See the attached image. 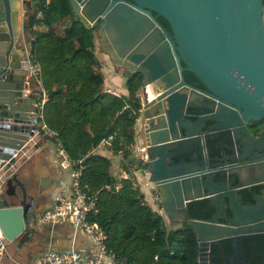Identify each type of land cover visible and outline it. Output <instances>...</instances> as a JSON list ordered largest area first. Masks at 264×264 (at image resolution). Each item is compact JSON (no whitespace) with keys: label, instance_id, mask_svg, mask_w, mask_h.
<instances>
[{"label":"water","instance_id":"1","mask_svg":"<svg viewBox=\"0 0 264 264\" xmlns=\"http://www.w3.org/2000/svg\"><path fill=\"white\" fill-rule=\"evenodd\" d=\"M38 1L0 0V170L37 129L22 43L24 19ZM68 3L95 28L114 71L141 73L142 145L130 160L158 193L166 220L193 228L197 264H238L257 241L251 264H264V162L223 161L232 143L242 158L264 146V0ZM17 171L0 185V233L14 251L34 234L24 225L33 194ZM45 178L37 176L36 190L50 183L41 185ZM196 201L206 215L188 214Z\"/></svg>","mask_w":264,"mask_h":264},{"label":"trees","instance_id":"2","mask_svg":"<svg viewBox=\"0 0 264 264\" xmlns=\"http://www.w3.org/2000/svg\"><path fill=\"white\" fill-rule=\"evenodd\" d=\"M23 30L46 92L44 128L38 133L51 131L46 138L57 137L69 159L79 162V188L95 194L87 219L103 229L105 246L119 254V264H197L193 228L165 220L144 200L133 175L114 177L108 172L110 158L92 149L113 132L111 151L133 164L130 146L141 73L122 75L125 93L103 90L101 62L93 53L95 28L71 13L68 0H39L26 15Z\"/></svg>","mask_w":264,"mask_h":264},{"label":"built area","instance_id":"3","mask_svg":"<svg viewBox=\"0 0 264 264\" xmlns=\"http://www.w3.org/2000/svg\"><path fill=\"white\" fill-rule=\"evenodd\" d=\"M25 42L23 41L22 43L23 61H25L27 67V79L31 85V93L35 98L33 102L35 117L31 119V122L37 125L36 132H38V128H44V124L41 122V110L46 100V92L40 81L38 63L30 52L29 47H26ZM120 69L126 72L125 68L120 67ZM138 97L140 102L138 111L140 112L141 95L139 94ZM44 132L49 136L52 134L48 130ZM112 137L113 132L106 133L95 146L100 149L111 150ZM24 146L22 145L11 152L10 160L6 161L7 166L3 171L14 167L15 162H20V160H24L28 156L25 153ZM53 149L60 159L59 166L62 168L69 167L70 169L69 187L58 190L54 195L52 203L47 207H36L37 203L33 197H28L26 199L28 205L24 212V225L29 229H34L45 224L49 226L54 224H69L74 230L82 232L86 237L88 241V253L82 254L80 250L73 247L58 250L53 246H46L44 249L39 250L32 260L26 261L23 264H119L117 258L119 254L108 249L104 244L105 234L103 229L95 221L87 219L88 212L93 207L95 194L93 192L86 193L79 188V162L69 159L57 137L53 138ZM130 150V154L133 155L138 152L139 148L137 145H133L130 147ZM129 172L130 170H128L125 176ZM2 180L3 173L1 172L0 185ZM3 246L4 239L0 233V255Z\"/></svg>","mask_w":264,"mask_h":264},{"label":"crops","instance_id":"4","mask_svg":"<svg viewBox=\"0 0 264 264\" xmlns=\"http://www.w3.org/2000/svg\"><path fill=\"white\" fill-rule=\"evenodd\" d=\"M96 40H98L97 35H95L94 38L95 48L93 53L95 57L101 62L99 67V70L102 74L100 87L103 90H109L113 93H125L126 91L122 85V74L120 73V68L114 71L108 61V56L100 50ZM30 86L31 85L29 83V89ZM140 125L141 123L136 117L135 123L133 125V145H137L138 148H140L142 145L140 135L137 133V128L139 129L141 127ZM46 135L47 134L45 132L43 134L34 132L23 147L26 150L25 153L28 156L24 160H20V162H15L14 167L3 173V176H6L13 170L17 169V177L23 182L27 192L31 195L33 194L32 196L35 201V196L39 198L36 204V207L38 206L39 208L49 206L52 203L56 192L62 188H68L70 181L69 167L62 168L59 166L60 159L53 149V141H49L46 138ZM92 149L95 152L110 158L111 162L108 165V172L114 177H124L128 170H130L129 174L132 173V175L135 177L139 191L142 193L144 200L151 206L152 209L158 211L166 220L163 211L159 209L160 206L156 207L158 206L156 201L158 198V193L154 191L151 183L148 180L142 178L139 174V171L134 169V162L133 164H127L128 162L122 160L119 154H115L109 149H100L97 146H94ZM131 155L132 154H130V156ZM3 169L4 166L2 170H0V173L3 171ZM39 175L47 176L45 180L40 182L41 185H47L49 180L50 183L45 188L36 190L38 183L37 176ZM16 192L19 193L18 188H16ZM15 202V199H11V203ZM36 231L37 233L44 236L42 239V249H44L46 246H53L57 249L73 247L80 250L82 254L88 253V241L86 237L82 232L74 230L69 224H54L52 226L45 224ZM13 244L4 240V246L0 255V264H23L26 261L32 260L37 253L34 252L28 256L26 254V245H22L16 251H14Z\"/></svg>","mask_w":264,"mask_h":264},{"label":"flooded vegetation","instance_id":"5","mask_svg":"<svg viewBox=\"0 0 264 264\" xmlns=\"http://www.w3.org/2000/svg\"><path fill=\"white\" fill-rule=\"evenodd\" d=\"M189 114H190V116L192 115L191 113H189ZM247 129L251 134H255V133L259 132V129L255 132L254 129L251 127V125H248V124H247ZM222 145L227 146L228 144H226L225 142H222ZM232 148H233V153L230 155H227V156H225V158H223V161H225L226 165L238 163L239 162L238 159H240V158L244 159V161H256L259 163V164L257 163V165H261V163L264 162V146H263L262 151L250 153L248 155V156H251L249 159H248V156L242 158V156L239 155L240 153L237 152L235 143H232ZM225 153H226V150L224 148V154ZM232 159H234L235 161H230ZM195 165H197V163ZM224 174H226L228 176L226 171L224 172ZM244 198H245V196L242 195V199H244ZM191 212L199 214V215H195V216H204L207 214V212L202 209V204L199 201H196L190 205L188 214H190ZM31 230L34 233L32 238L23 242V244H25L27 247L26 248V254L28 256H30L34 252H38L39 250L42 249V245H43L42 239L44 238V236L42 234L37 233L36 230H33V229H31ZM245 242H246V240H245ZM256 243H255V245H256ZM255 245L252 249V253H250V254L246 253L243 256L244 260H240V259L237 260L238 264H251L254 261V256L252 254L254 253V251L259 249V248L256 249Z\"/></svg>","mask_w":264,"mask_h":264},{"label":"bare ground","instance_id":"6","mask_svg":"<svg viewBox=\"0 0 264 264\" xmlns=\"http://www.w3.org/2000/svg\"><path fill=\"white\" fill-rule=\"evenodd\" d=\"M151 86H152L151 83H149L145 87L146 88V93H147L148 96H152L153 95V91L151 89Z\"/></svg>","mask_w":264,"mask_h":264},{"label":"rangeland","instance_id":"7","mask_svg":"<svg viewBox=\"0 0 264 264\" xmlns=\"http://www.w3.org/2000/svg\"><path fill=\"white\" fill-rule=\"evenodd\" d=\"M97 41V44H98V40H96ZM98 47H99V45H98ZM120 73L123 75L125 72H123L121 69H120ZM137 95H139V89H138V91H137ZM138 117V116H137ZM137 131H138V128H137ZM26 148H27V146H26ZM130 166H132V165H130ZM9 170V169H8ZM131 175H132V173H131ZM156 207H159V204H158V206H156ZM160 209V208H159ZM42 226H40V227H38L37 229H40ZM22 245H25V244H21V246ZM27 248V247H26Z\"/></svg>","mask_w":264,"mask_h":264}]
</instances>
